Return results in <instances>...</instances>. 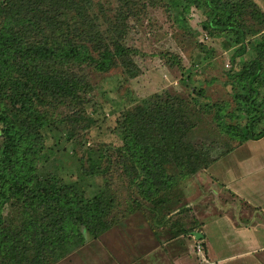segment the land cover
Here are the masks:
<instances>
[{"label": "trees", "instance_id": "trees-1", "mask_svg": "<svg viewBox=\"0 0 264 264\" xmlns=\"http://www.w3.org/2000/svg\"><path fill=\"white\" fill-rule=\"evenodd\" d=\"M179 2L181 12L201 13L206 35L236 47L235 66L225 73L234 108L212 102L205 88L189 99L133 96L116 121L122 145L88 146L82 134L110 107L100 93L108 83L98 86L96 78L140 74L130 21L148 7L172 12ZM163 58L185 74L179 55ZM199 114L212 115L236 145L264 138V9L255 0H0V264H58L136 212L155 219L161 242L195 239L206 220L174 193L219 159L189 140ZM53 133L71 144L74 175L44 170L56 155L46 145ZM218 200L220 211L235 207L233 199ZM175 217L189 218L190 228ZM198 243L206 251L204 239Z\"/></svg>", "mask_w": 264, "mask_h": 264}, {"label": "rangeland", "instance_id": "rangeland-1", "mask_svg": "<svg viewBox=\"0 0 264 264\" xmlns=\"http://www.w3.org/2000/svg\"><path fill=\"white\" fill-rule=\"evenodd\" d=\"M97 1L106 5H113L115 2V0ZM255 1L264 9V0ZM181 6L182 2L177 3L172 12L161 6L148 7L139 19L130 21L128 45L138 51L135 61L140 74L134 79L124 81L122 71L116 70L111 72L110 76H106L105 79L100 76L96 78L95 83L98 86L103 81L108 83L103 86L100 93L107 94L110 99V107L105 108V114L97 116V123L82 134L87 140L88 146L107 144L112 147H119L122 145L115 132L116 121L120 111L131 106L129 102L133 96L138 101L155 94L164 93L189 99L194 95L193 90L195 88H205L207 96L212 102H228L231 105V110L234 108L231 86L225 84L227 81L225 73L235 66L236 47L228 44L226 39L211 38L206 35L200 27V22L203 20L201 13L192 9L189 14H185L181 12ZM166 52L181 57L186 70L185 74L177 66L169 67L166 59L163 58V54ZM249 57L248 51L243 57L236 59V64ZM212 78L216 82L210 83ZM122 81L124 84H121ZM100 93H94L96 99L100 98ZM99 101L101 102V99ZM189 140L194 144H205L212 150V156L219 157V159L209 169L181 181L175 189L174 196L181 198V205L192 206L193 211L196 212L195 217L200 221L211 222L218 219L217 213L220 209L214 205V201L218 199H220L218 201L221 205L230 202L232 199L235 200V207L233 205L224 206L223 209L228 210L229 214L233 212L235 216L241 217V219L245 218V221L249 220L247 218H250L255 210L249 207L247 203L237 200L231 190L234 191L235 183L240 181L238 179L241 177L246 179L250 176L248 174L250 167L256 165L254 164L255 161L258 162L255 157L259 161L264 158V138L258 142L248 141L236 145L237 141L229 140L219 133L212 115L199 114L197 125L190 133ZM46 145L53 147L56 155L54 163L45 167L44 170L57 171L56 168L58 170L67 168L70 169L69 173L74 175L71 144L65 142L64 136L60 137L59 134L53 133L46 141ZM253 152L254 155L250 157ZM240 160H244L242 163L244 170L243 166L239 164ZM260 177L264 179V173H261ZM242 183L245 186L251 184L248 179ZM124 197L121 195L120 199H124ZM141 218L147 222L155 235L153 227H157V222L154 219L151 224L142 212H136L122 222ZM178 219L186 228H190L191 221L189 218H174V220ZM213 228L216 229L214 233L216 238L226 233V229L220 225ZM159 231L164 234L163 236L167 235L166 231H161V229ZM166 237H162L164 242L168 241ZM183 238V244L181 245V241L179 243L178 252H180V256L186 261L196 262L197 257L194 256L193 241L191 242L187 235ZM173 257L167 250L161 255L163 261L171 258L170 261L172 262Z\"/></svg>", "mask_w": 264, "mask_h": 264}, {"label": "crops", "instance_id": "crops-1", "mask_svg": "<svg viewBox=\"0 0 264 264\" xmlns=\"http://www.w3.org/2000/svg\"><path fill=\"white\" fill-rule=\"evenodd\" d=\"M253 155L254 152L250 157ZM255 160L258 162L255 161L256 165L250 167V176L246 178L251 184L245 186L242 182L246 179L241 177L235 183L234 191L231 190L237 200L247 203L255 213L245 221V218L241 219L233 212L229 214L225 209L218 211L217 220L206 221L202 227L200 233L203 235L205 254L210 263L264 264V179L260 177L264 173V158L259 161L255 157ZM243 162L244 160H240V166ZM242 166L244 170V165ZM216 225L226 229V233L219 238L214 234L216 229L213 227ZM190 240L193 241V247L199 241ZM180 241L182 245L183 236L161 242L144 219L126 220L58 264H200L198 258L196 262H191L180 256ZM166 250L174 256L172 262L171 258L162 260L161 255ZM194 256L198 257L196 253Z\"/></svg>", "mask_w": 264, "mask_h": 264}, {"label": "built area", "instance_id": "built-area-1", "mask_svg": "<svg viewBox=\"0 0 264 264\" xmlns=\"http://www.w3.org/2000/svg\"><path fill=\"white\" fill-rule=\"evenodd\" d=\"M194 251L197 253V255L200 257V263L201 264H213L208 261V258L206 257L203 245L201 243H198L196 241L195 246H194Z\"/></svg>", "mask_w": 264, "mask_h": 264}, {"label": "water", "instance_id": "water-1", "mask_svg": "<svg viewBox=\"0 0 264 264\" xmlns=\"http://www.w3.org/2000/svg\"><path fill=\"white\" fill-rule=\"evenodd\" d=\"M192 234L196 240H200L203 238V235L200 232H193Z\"/></svg>", "mask_w": 264, "mask_h": 264}]
</instances>
